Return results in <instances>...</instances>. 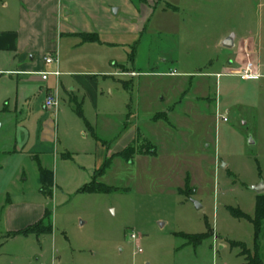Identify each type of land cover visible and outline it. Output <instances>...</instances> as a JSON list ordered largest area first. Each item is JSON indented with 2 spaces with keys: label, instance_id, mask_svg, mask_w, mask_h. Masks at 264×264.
Masks as SVG:
<instances>
[{
  "label": "rangeland",
  "instance_id": "rangeland-1",
  "mask_svg": "<svg viewBox=\"0 0 264 264\" xmlns=\"http://www.w3.org/2000/svg\"><path fill=\"white\" fill-rule=\"evenodd\" d=\"M110 1L100 3L101 7L121 23L127 15L123 10L118 13L117 4ZM149 1L143 0L150 10L143 31L109 35L106 32L113 28L105 24L98 32L102 41L122 43L101 48L108 71L113 72L112 65L117 63L131 71L177 69L179 73L177 77H109L115 82L112 87L120 92L115 90L113 96L115 127L107 134L108 144L116 148L124 137L126 105L134 108L129 130L139 129L137 135L140 133L132 144L136 154L131 161L115 157L98 178L119 190L81 191L98 171L92 169L95 150L88 156L73 153L68 157L56 144L59 152L43 155L40 161L54 172L52 192L47 193L41 192L37 183L38 163L35 167L29 159L23 161L28 180L8 186L21 161L3 160L0 154V216L8 193L14 203L24 199L45 205L53 222L51 234L14 239L7 236L0 222V264H243L244 249L258 254L264 264V220L258 234L253 222L259 195L254 187L264 186V0ZM139 2L131 1L135 8ZM167 3L181 9L175 17H164L165 29L159 20ZM222 35L233 36L236 42L250 40L255 63L245 60L241 69L256 65L258 78L183 75L185 70L214 73L236 68L227 55L234 60L238 49L224 55L219 46ZM120 73L127 74L124 70ZM163 97L165 101H161ZM189 102V108L180 106ZM174 103L180 104L189 121L174 126L171 132L163 125H151L148 117L152 113ZM147 104L153 110L146 111ZM60 105L63 107L62 101ZM85 105L92 119L94 107L89 99ZM72 108L69 118L89 132ZM53 120L56 137L81 150L78 125L61 115ZM149 135L161 146L156 161L151 156L157 149L145 139ZM11 139L10 128H0V149ZM206 233L198 247L194 240L199 239L180 236Z\"/></svg>",
  "mask_w": 264,
  "mask_h": 264
},
{
  "label": "crops",
  "instance_id": "crops-1",
  "mask_svg": "<svg viewBox=\"0 0 264 264\" xmlns=\"http://www.w3.org/2000/svg\"><path fill=\"white\" fill-rule=\"evenodd\" d=\"M131 1L133 0L110 1L111 4H117L118 13L123 10L127 15L119 23L107 12V8L101 7L105 0H0V128L8 127L12 134L11 143L3 145L0 154L3 155V160L15 158L21 161L8 179V186L28 180L23 163L25 159L32 161L34 166L35 163H38L37 183L43 192L39 178L40 170L51 171L40 161L43 155L55 154L56 150L59 152V148L67 156L73 153L88 156L94 154L95 150L96 162L92 169L96 171L108 157L123 151L137 139L140 134L137 135L139 129L130 131L128 126L132 123L131 118L134 114L133 105L130 104L126 105L127 113L124 114V127L121 131L124 137L121 138V143L116 148H111L108 144L107 134L115 127L116 111L113 96L115 90L118 89L113 88L115 82L111 81L109 77L117 76L120 79L155 75L174 77L179 73L177 69L161 73L131 71L125 65L117 63L112 65V68L115 69L113 72L108 71L106 61L101 57V48L119 47L122 43L102 41L98 33L101 32V25L108 24L113 28L112 32H110L111 30L105 31L109 35L126 36L133 31H143L147 27L146 23L149 22L147 18L150 10L143 5V0H139L137 9L133 7ZM145 2L151 3L149 0H145ZM180 9L176 5L167 3V8L162 9L163 18L159 20L161 27L166 29L168 26L167 19L164 17H175L180 13ZM132 20L135 22L134 25ZM179 26L180 23L176 27L178 28L177 40L180 42ZM228 37L222 35L219 46L224 55L238 49L237 53L233 54L234 60L230 55H227L229 64L236 65L235 69L222 68V72L215 71L214 73H209V71H207L208 73H193L185 70L183 75L239 77L234 74L241 69L243 62L245 60L254 62L255 47L250 44L249 39L236 42L237 39L234 37L233 48L223 47L222 42ZM87 38H89L88 41H86ZM95 38L96 41H94ZM47 55H57L59 63L46 64L45 57ZM174 62L175 66L179 65L177 59ZM254 67L256 69V65ZM210 68L214 69L213 66ZM56 70L60 72L58 77L49 75L47 81L42 80L40 72ZM121 70L127 74L120 73ZM174 72L175 74H173ZM255 72L257 73L256 70ZM131 73L136 75L132 76ZM57 87L60 88L63 107L60 105L57 114H55L47 110L44 104L48 90ZM87 99L94 107L92 119L85 110ZM81 100L82 102H80ZM161 101H165V98H161ZM77 104L82 106L84 118L90 124L91 129L87 128L85 120L76 113ZM150 105L147 104L144 109L146 111L153 110ZM168 105L164 111L152 113L148 118L151 125H163L165 128L167 127V131L171 132V129L176 128L174 126L181 125L189 121L190 118L181 112L180 104ZM184 105L189 108L192 104L190 102L181 103L180 106ZM70 107H73L72 110L84 122L89 132L80 128L74 118H69ZM216 108L218 111V103ZM58 115H61L63 120L68 118L72 125L75 123L78 125L80 143H82L81 150L75 147V144L56 137L57 125L53 119ZM145 139L152 142L157 149L156 155L151 156L153 161H156L161 146L156 137L149 135ZM56 144L59 145L58 149ZM143 158L147 160L149 157L143 155ZM103 159L104 161H102ZM2 171L1 167L0 177ZM52 173L54 183V172ZM1 209L5 212L0 216V222L4 224L7 236L14 239L20 235L11 236L12 233L39 222L48 208L45 205L35 204L24 199L14 203L7 193L5 202L1 204Z\"/></svg>",
  "mask_w": 264,
  "mask_h": 264
},
{
  "label": "trees",
  "instance_id": "trees-1",
  "mask_svg": "<svg viewBox=\"0 0 264 264\" xmlns=\"http://www.w3.org/2000/svg\"><path fill=\"white\" fill-rule=\"evenodd\" d=\"M88 39L89 38H87L86 41H88ZM96 40L97 39L95 38L94 41ZM76 113L78 114L80 118L85 120L84 115H83L82 106L80 104H77ZM85 122H86L87 128L91 129L90 124L86 120ZM132 144L133 142L128 147H126L123 151L108 157L104 161L103 165L99 168V170L95 173L92 182L86 184L81 189V191L88 192V193H112L114 191L119 190L118 188H114V187L102 184L101 182L98 181V178L102 176L104 173H106V171L111 167L113 163V159L115 157H120L124 160L126 159L128 161H131V159L136 154V148ZM39 178L43 186V192L47 193L48 190L52 192V187L54 184L53 183V173L51 171L41 169ZM241 216L245 217L244 214H242ZM263 220H264V194H259L256 197L255 216L253 219L257 234L260 231ZM52 231H53L52 212L51 210L47 209L45 211L44 217L39 222L23 230L12 233L11 236H18V235L28 236L30 234H35L36 236L39 237L41 235L51 234ZM207 234L208 233L193 234V235L182 234L180 236L187 238V239H192L193 237L195 239H199L198 241L194 240L195 246L198 247L207 238ZM244 255L246 256V261L243 264H261L262 263L258 254L252 255L248 250L244 249Z\"/></svg>",
  "mask_w": 264,
  "mask_h": 264
},
{
  "label": "built area",
  "instance_id": "built-area-1",
  "mask_svg": "<svg viewBox=\"0 0 264 264\" xmlns=\"http://www.w3.org/2000/svg\"><path fill=\"white\" fill-rule=\"evenodd\" d=\"M46 64H58L59 58L57 55H47L45 57ZM175 74V72L173 73ZM41 78L43 81H47L49 75H55L59 76L60 72L58 70L49 72V71H43L40 72ZM130 75L135 76V73H131ZM234 75L239 76L242 80H250L253 78H258V74L254 72V66L252 63L247 64L244 68H242L240 71L235 73ZM61 104V94H60V88L57 87L55 89H50L47 92L46 99H45V108L49 111L54 112L57 114ZM226 120V119H225ZM134 235H132V238Z\"/></svg>",
  "mask_w": 264,
  "mask_h": 264
},
{
  "label": "water",
  "instance_id": "water-1",
  "mask_svg": "<svg viewBox=\"0 0 264 264\" xmlns=\"http://www.w3.org/2000/svg\"><path fill=\"white\" fill-rule=\"evenodd\" d=\"M222 46L227 47V48H233L234 46L233 36L225 38L222 42ZM254 190H256L258 194H262L264 192V186L260 185V186L254 187ZM195 205H196V208L198 209L201 208L200 204L195 203Z\"/></svg>",
  "mask_w": 264,
  "mask_h": 264
}]
</instances>
